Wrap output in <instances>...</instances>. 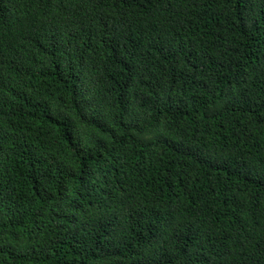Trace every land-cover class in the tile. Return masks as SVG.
<instances>
[{
    "label": "trees",
    "instance_id": "trees-1",
    "mask_svg": "<svg viewBox=\"0 0 264 264\" xmlns=\"http://www.w3.org/2000/svg\"><path fill=\"white\" fill-rule=\"evenodd\" d=\"M0 264H264V0H0Z\"/></svg>",
    "mask_w": 264,
    "mask_h": 264
}]
</instances>
